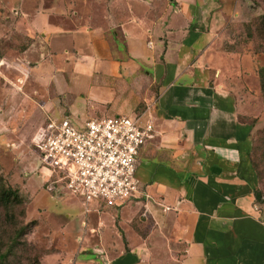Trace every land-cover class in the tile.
<instances>
[{
  "label": "crops",
  "instance_id": "0c3cea01",
  "mask_svg": "<svg viewBox=\"0 0 264 264\" xmlns=\"http://www.w3.org/2000/svg\"><path fill=\"white\" fill-rule=\"evenodd\" d=\"M98 2L93 20L69 0H0V14H22L24 69L46 108L153 124L137 156L140 192L103 209L120 213L124 238L104 264H264L255 125L215 64L225 32L250 9L242 0ZM253 60L263 66L264 51Z\"/></svg>",
  "mask_w": 264,
  "mask_h": 264
},
{
  "label": "rangeland",
  "instance_id": "374dc122",
  "mask_svg": "<svg viewBox=\"0 0 264 264\" xmlns=\"http://www.w3.org/2000/svg\"><path fill=\"white\" fill-rule=\"evenodd\" d=\"M69 1L74 6L93 9L94 13L86 16L89 19L100 18L102 3L98 0ZM242 2L241 9L250 11L238 16L225 32L216 50L226 54L219 52L215 64L239 88L240 109L254 122L251 160L258 176L259 199L264 201V92L253 60L264 51V30L256 29L258 12H264V0ZM21 17L20 13L0 14V188L11 186L23 200L9 208L0 200V251L8 248L16 228L27 224V232L20 234L17 245L4 259L8 264H104L101 255L117 253L118 247L112 243L124 242L117 228L120 213L103 210L111 206L101 198L85 201L82 194L66 189L62 179L48 191V181L59 175L43 159L38 144L48 116L56 120L67 117L79 127L92 117L63 110L57 114L46 108L45 98L36 92L42 85L34 84L24 69L23 53L28 42L22 36ZM11 25L14 31L9 29ZM45 50L43 47V53ZM38 57L37 52L34 58ZM55 84V80L48 84L52 98L56 97ZM128 116L139 125L148 120L143 114ZM49 170L52 177L48 176Z\"/></svg>",
  "mask_w": 264,
  "mask_h": 264
},
{
  "label": "built area",
  "instance_id": "2783aa9c",
  "mask_svg": "<svg viewBox=\"0 0 264 264\" xmlns=\"http://www.w3.org/2000/svg\"><path fill=\"white\" fill-rule=\"evenodd\" d=\"M152 132L151 121L139 125L126 114L92 117L81 127L67 117L48 116L38 144L59 177L50 179L46 189L52 191L55 181L62 179L66 189L82 194L85 201L101 198L108 206L122 204L140 192L137 156ZM52 175L49 170L48 176Z\"/></svg>",
  "mask_w": 264,
  "mask_h": 264
},
{
  "label": "trees",
  "instance_id": "16d2710c",
  "mask_svg": "<svg viewBox=\"0 0 264 264\" xmlns=\"http://www.w3.org/2000/svg\"><path fill=\"white\" fill-rule=\"evenodd\" d=\"M256 29L261 31L264 30V12L260 13L257 17ZM258 75L260 80V89L264 92V65L258 68ZM256 194L259 198L260 191L257 190ZM0 200L4 201L6 208H9L16 203L23 201L18 194V191L11 186H2L0 188ZM27 227L28 225L24 224L16 228V233L12 236L8 248L4 251H0V264H8L4 261V259L6 258L7 254L17 245L18 237L20 236V234L27 232Z\"/></svg>",
  "mask_w": 264,
  "mask_h": 264
}]
</instances>
